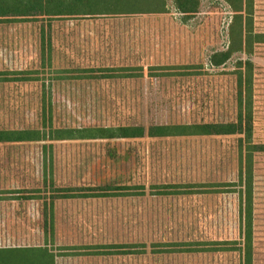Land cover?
<instances>
[{
	"label": "rangeland",
	"instance_id": "rangeland-1",
	"mask_svg": "<svg viewBox=\"0 0 264 264\" xmlns=\"http://www.w3.org/2000/svg\"><path fill=\"white\" fill-rule=\"evenodd\" d=\"M165 1L162 13L0 22V129L42 135L0 142V248L49 245L59 264H246L249 233L251 264H264V42L237 50L245 18L226 0L188 14ZM250 4L264 35V0ZM241 104L249 133L77 131L235 122Z\"/></svg>",
	"mask_w": 264,
	"mask_h": 264
},
{
	"label": "trees",
	"instance_id": "trees-1",
	"mask_svg": "<svg viewBox=\"0 0 264 264\" xmlns=\"http://www.w3.org/2000/svg\"><path fill=\"white\" fill-rule=\"evenodd\" d=\"M235 12V24L238 20L244 25L240 26L239 37L236 41L237 50L251 48L252 43L264 42V35L253 34L251 31L252 23V0H226ZM199 0H175L176 9L184 14L196 12ZM166 11L165 0H0V22L16 21L19 17H45V19L94 15H134L147 13H162ZM233 24V25H235ZM232 25V26H233ZM231 26V28H232ZM241 36V37H240ZM45 38H43V41ZM234 43V40H233ZM50 45V44H49ZM246 46V47H245ZM249 46V47H248ZM239 48V49H238ZM235 48L221 54V63L227 59ZM239 97L241 99L244 87L239 81ZM249 92L250 88L247 87ZM242 104L235 122L228 123H192V124H170V125H151L145 128L142 125H127L115 128L99 127L84 128L77 131L83 134L82 138H141V137H174V136H212L247 133L250 128L246 127ZM43 124L46 123L45 114L42 115ZM51 118H49V121ZM53 129V128H52ZM56 139H69V129H53ZM249 133V132H248ZM40 130L24 129L9 130L0 129V142L14 141H35L41 139ZM256 147V146H255ZM264 150V145L257 146ZM251 159H248L249 174L246 179V200H252V179L250 176ZM251 219L249 218V225ZM252 240L247 234L245 248L246 264L252 261ZM0 264H55V255L46 247H11L0 248Z\"/></svg>",
	"mask_w": 264,
	"mask_h": 264
},
{
	"label": "crops",
	"instance_id": "crops-1",
	"mask_svg": "<svg viewBox=\"0 0 264 264\" xmlns=\"http://www.w3.org/2000/svg\"><path fill=\"white\" fill-rule=\"evenodd\" d=\"M35 246H38V247H47L48 249H50L49 248V245H35ZM23 247H27V246H23ZM49 251H51V250H49ZM54 255H55V264H59L60 263V260H61V257H60V255H58L56 252H57V250H52L51 251ZM95 256H97V254H95Z\"/></svg>",
	"mask_w": 264,
	"mask_h": 264
}]
</instances>
